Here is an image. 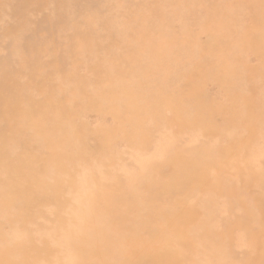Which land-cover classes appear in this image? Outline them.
I'll list each match as a JSON object with an SVG mask.
<instances>
[{
    "label": "rangeland",
    "instance_id": "obj_1",
    "mask_svg": "<svg viewBox=\"0 0 264 264\" xmlns=\"http://www.w3.org/2000/svg\"><path fill=\"white\" fill-rule=\"evenodd\" d=\"M0 264H264V0H0Z\"/></svg>",
    "mask_w": 264,
    "mask_h": 264
}]
</instances>
